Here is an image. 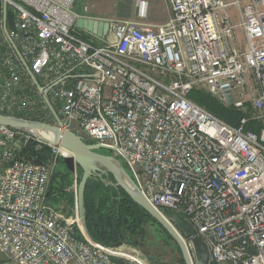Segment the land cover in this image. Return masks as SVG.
I'll return each mask as SVG.
<instances>
[{"label": "built area", "instance_id": "1", "mask_svg": "<svg viewBox=\"0 0 264 264\" xmlns=\"http://www.w3.org/2000/svg\"><path fill=\"white\" fill-rule=\"evenodd\" d=\"M167 1L162 25L103 20L113 45L80 33L77 0H0V114L50 118L46 96L64 130L111 150L154 209L191 225L188 238L165 216L194 264V237L210 264H264V0ZM136 8L146 19L149 0ZM197 89L246 109L239 127L191 101ZM250 122L259 133L245 131ZM34 140L42 143L0 124V255L14 264L125 262L119 248L85 237L77 206L50 204L62 148L49 145L56 161L35 164L20 157Z\"/></svg>", "mask_w": 264, "mask_h": 264}, {"label": "water", "instance_id": "2", "mask_svg": "<svg viewBox=\"0 0 264 264\" xmlns=\"http://www.w3.org/2000/svg\"><path fill=\"white\" fill-rule=\"evenodd\" d=\"M77 27L80 30L87 32L88 34L100 38H106L108 43L110 44L114 45L118 42V39L111 33L110 24L103 20L82 17L77 21ZM10 41L16 53L21 58V61L23 62L27 73L30 76L35 87L41 94H44L38 80L34 77L27 63L22 58L20 51L11 39ZM43 97L55 120V124L40 121H29L18 117L6 116L3 114H0V124L13 129L28 131L30 133H32V131L34 130L49 133L52 137L51 139H45L36 135L35 136L42 143L60 147L70 153V155L67 156L62 155L66 167L73 174H77L78 168H81L83 172L77 190V209L78 216L80 218V228L85 237L92 243L98 244V242L92 237L87 228L85 208V191L87 184L93 177L102 178L103 176L112 175L116 183L115 185L122 188L136 204L145 209L154 219H156L175 240L181 250L185 264H194L186 242L180 236L178 230L165 218V216L168 217L175 224V226L180 229L188 238L193 237L196 234L191 225H189L184 220V218L176 212L165 209L162 211V213H160L156 209H154V207L150 205V203L139 191L125 167L115 157L99 153V150L106 149L101 144L87 143L86 139L78 135L77 133L69 130H64L62 128L63 124L58 112L53 107L50 100L46 96ZM32 162L35 164L43 165V163H40L38 161L33 160ZM192 242L195 249V257L197 263L210 264V254L203 241L199 237H194ZM121 246H123V244L119 243L114 248H120Z\"/></svg>", "mask_w": 264, "mask_h": 264}, {"label": "trees", "instance_id": "3", "mask_svg": "<svg viewBox=\"0 0 264 264\" xmlns=\"http://www.w3.org/2000/svg\"><path fill=\"white\" fill-rule=\"evenodd\" d=\"M202 91L193 90L189 95L191 101L205 108L218 118L226 121L232 126L239 127L240 120L244 117L240 111L226 108L223 105L214 106L211 101L202 100L197 93ZM208 95V94H207ZM210 96V95H209ZM23 117V116H20ZM35 121L52 122L48 119L33 118ZM259 125L250 122L245 131H253L259 133ZM87 143L93 141L86 139ZM20 157L28 161H38L43 164L50 163L55 157L53 148L45 143L33 141L20 153ZM58 161L65 165L63 157L59 156ZM73 174L66 167L65 172L56 173L55 178L50 182L47 198L51 205L57 208L62 200L68 199L71 203L74 201V195L68 193L71 181L69 178ZM82 169H77L78 184L82 178ZM112 175L103 176L102 178L93 177L89 180L85 191V208L87 228L92 237L101 245L107 247H115L122 240H125L124 230H130L133 233L140 232L143 223H150L162 230L168 238L174 242L181 253V250L170 234L154 219L145 209L136 204L130 196L120 187L115 185ZM77 235L80 239H84L81 232L77 229ZM182 256V253H181ZM135 259V257H131ZM136 260V259H135ZM139 260L146 264L140 257ZM181 264H185L183 257ZM120 264H125L120 260Z\"/></svg>", "mask_w": 264, "mask_h": 264}, {"label": "rangeland", "instance_id": "4", "mask_svg": "<svg viewBox=\"0 0 264 264\" xmlns=\"http://www.w3.org/2000/svg\"><path fill=\"white\" fill-rule=\"evenodd\" d=\"M87 0H77L76 2V12L82 14L84 12L83 6L85 5ZM151 3V7H149L150 18H154L157 20V17L163 14L165 10L164 0H149V4ZM156 17L152 15H155ZM230 14H233V11H230ZM80 33L83 35H88L87 32L80 30ZM241 38V36H239ZM99 42V40H97ZM197 91H202L197 93L202 100H207V102L211 101V103L219 107L218 105H223L227 107L224 102L220 101L217 97L212 96L211 94L197 89ZM208 94V95H207ZM210 95V96H209ZM233 110H236L232 108ZM239 111V110H236ZM243 115L246 112V109L240 111ZM46 119L51 120L49 122L53 124V116ZM99 153L103 155H111L113 156V152L109 149H101ZM53 161H56V158H53ZM66 171V165L62 164L61 161L55 163L53 168V174L51 179L55 178L56 173H63ZM55 175V176H54ZM78 176L77 174H71L69 181H71V186L67 189L68 193L74 195V201L71 203L68 199L62 200L59 204H57V208H60L64 211L74 212L76 211L77 206V190H78ZM51 180V181H52ZM125 240L121 241L123 247L118 249L117 252L122 255L125 259V264H138L139 257L146 264H181V253L179 252L176 244L172 242L168 236L160 230L157 226H154L150 223H143L142 229L140 232L133 233L130 230H124ZM139 255V256H138ZM135 257V259L131 258ZM138 259V260H137ZM138 262V263H137ZM0 264H14L11 260L6 258L3 255H0ZM195 264H198L195 261Z\"/></svg>", "mask_w": 264, "mask_h": 264}, {"label": "crops", "instance_id": "5", "mask_svg": "<svg viewBox=\"0 0 264 264\" xmlns=\"http://www.w3.org/2000/svg\"><path fill=\"white\" fill-rule=\"evenodd\" d=\"M165 10L157 20L150 18V12L146 19L142 20L137 16L136 0H118L117 2L107 0H87L84 6L88 7L87 12L80 16L105 20V19H119V20H132L145 25L157 26L166 23L171 18V8L167 0H164ZM83 6V7H84ZM151 7V3L149 4ZM84 10V9H83ZM76 11V7H75ZM155 15H152V17Z\"/></svg>", "mask_w": 264, "mask_h": 264}, {"label": "bare ground", "instance_id": "6", "mask_svg": "<svg viewBox=\"0 0 264 264\" xmlns=\"http://www.w3.org/2000/svg\"><path fill=\"white\" fill-rule=\"evenodd\" d=\"M32 133L34 134V135H36V136H38V137H42V138H45V139H51L52 137H51V135L49 134V133H46V132H43V131H36V130H34V131H32ZM61 153L63 154V155H70V153L67 151V150H65V149H62L61 150ZM123 246H121L120 248H122ZM119 248V249H120ZM139 256V255H138ZM141 258V257H140ZM138 260V259H137ZM139 261V263H142V261H140V260H138ZM143 264V263H142Z\"/></svg>", "mask_w": 264, "mask_h": 264}]
</instances>
